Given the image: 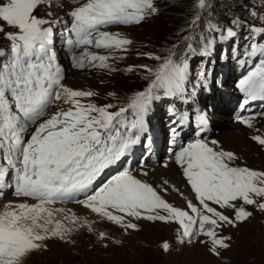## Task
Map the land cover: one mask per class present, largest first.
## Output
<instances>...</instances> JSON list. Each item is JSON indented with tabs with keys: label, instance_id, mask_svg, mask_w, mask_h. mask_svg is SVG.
Here are the masks:
<instances>
[{
	"label": "snow or ice",
	"instance_id": "snow-or-ice-1",
	"mask_svg": "<svg viewBox=\"0 0 264 264\" xmlns=\"http://www.w3.org/2000/svg\"><path fill=\"white\" fill-rule=\"evenodd\" d=\"M55 2L0 0V38L8 41L6 49H0V195L11 189L18 198L0 210V264H27L34 254L48 250L50 240L71 243L74 231L96 232L93 221L55 207L68 203L82 206L95 214V222L114 225L125 235L141 231L142 221L175 224L180 245L198 243L209 255L220 257L233 243L225 229L249 222L257 211L264 213V170L241 166L239 157L217 140L199 138L208 123L205 115L198 117V138L180 146L170 158L192 193L183 207L161 194L170 188L179 192L167 180L154 187L139 178L147 177V171L136 174L121 166L141 142L153 102L185 92L188 59L197 52L195 45L201 55H210L212 33H221L223 40L235 38L237 32L213 23L209 0H193L188 34L180 37L183 49L177 51L178 42L164 55L146 53L159 62L155 67L139 66L145 70L146 87L128 98L126 106L98 105L92 100L98 95L95 91L64 83L54 26H63V44L74 68L114 72L118 69L109 60L118 58L116 52L127 53L132 41L102 28L139 25L158 13L155 0H71L66 19L36 14L40 7L50 8ZM260 19L264 21V16ZM202 20L207 33L195 35ZM257 34L264 41V25L250 27V36ZM92 48L109 52L99 54ZM247 48L245 55L259 62L236 87L247 99H264V43L252 42ZM127 70L132 71V66ZM186 118L183 114L179 123ZM253 119L240 118L249 128L254 126ZM251 139L264 147V135ZM60 213L65 214L63 218H57ZM97 238L111 240L103 230ZM160 247L169 252L172 245L164 241Z\"/></svg>",
	"mask_w": 264,
	"mask_h": 264
},
{
	"label": "rangeland",
	"instance_id": "rangeland-1",
	"mask_svg": "<svg viewBox=\"0 0 264 264\" xmlns=\"http://www.w3.org/2000/svg\"><path fill=\"white\" fill-rule=\"evenodd\" d=\"M169 0H155V6L159 10L157 14L139 25H123V26H106L102 30L110 32H119L122 36L127 37L132 41V44L128 46L127 53L116 52V59H110L109 63L117 71L110 72L108 70H102L97 68H85L77 69L72 66L69 58V54L63 44L61 33L63 26L56 24L54 26L55 32V50L58 60L63 66L65 71L66 85L72 84L74 89L92 90L98 93L92 100L98 105L111 103L119 106H126L128 98H130L135 92L142 90L147 81L143 79L146 75L145 70L140 65H148L149 67H155L159 62L151 59L146 53H153L157 55H164L172 48L173 45L180 43V47L177 49L180 52L183 49V43L180 42L182 35H187L189 31V22L193 18V0H188L191 4V17L187 23L181 27L176 28L175 34L168 36L165 40L160 41L159 44L151 42L153 35L163 32V28L160 26V20L165 14L164 4ZM211 4L210 18L213 23L217 24L222 30L227 27L233 28L234 31L239 30L238 34L241 38H244V45L240 52L235 48L231 49V53L242 55L244 58L245 51L248 50L247 46L252 42L264 43V41L256 40L259 36H250V27L264 25V21L260 19L264 16V0H209ZM64 4H67L64 6ZM47 6V5H45ZM40 7L36 14L38 16H45L48 19L67 18L66 11L72 6L71 0H56L52 7L45 8ZM64 8V9H63ZM51 12V16H47V13ZM255 13V15H253ZM167 15V14H166ZM165 15V16H166ZM208 16V13H205ZM221 18L225 20L221 22ZM238 20V25L232 23L233 20ZM163 21V19H162ZM220 21V23H219ZM205 20L200 22V26L196 28L195 35H199L201 31L206 30L204 26ZM203 29V30H202ZM12 30V29H8ZM173 34V33H172ZM218 36L214 40L212 54L218 50L216 47L224 46L228 49L229 39H220L221 33L217 32ZM172 36V37H171ZM170 41V42H168ZM8 41L0 38V49H6ZM80 50L77 49V52ZM91 51L98 52L99 54L107 55L109 50L107 49H95ZM224 54V53H223ZM198 55H201L198 52ZM206 55H201V57ZM219 57V53L217 55ZM228 57V54H224ZM123 57V58H119ZM207 57V56H206ZM211 59H218L217 57H211ZM201 64H197L199 66ZM129 66H132L133 70L128 71ZM191 67H189L190 69ZM115 93L114 96L108 95V93ZM126 103L121 105L124 100ZM160 100L154 101L147 118L152 115V111L156 110L160 105ZM162 103V102H160ZM158 109V108H157ZM166 109H173L170 104H167ZM115 110V109H113ZM180 112V110L178 111ZM226 120H218L217 124L213 126V132L209 135L207 140L214 139L223 129V124ZM225 130L228 131L227 125H224ZM227 127V129H226ZM217 129V131L215 130ZM242 149V155L239 156L237 163L241 166H247L256 170H264V150L258 148L255 154H251L244 147ZM244 151V152H243ZM257 153V154H256ZM249 154V155H248ZM170 157L171 155L165 154ZM165 155H163L158 163L146 164L144 167H137L134 171L140 172V170H147L148 173H152V170L166 169L163 162ZM262 155V156H261ZM245 156L246 158H244ZM249 157V158H248ZM158 158V159H159ZM162 161V162H161ZM254 161V162H253ZM175 166V165H174ZM146 167V168H145ZM151 167V169L149 168ZM180 178L183 180V186L187 187V191L184 187L181 191H185L183 196L180 192H177L170 188L168 193H161L165 199L175 206L183 207L185 205V197L192 199V193L186 181L181 175L180 170L177 171ZM179 183L182 184L181 181ZM155 182V187L158 185ZM188 192V195L186 194ZM185 194V195H184ZM11 196V195H9ZM7 196L6 198H10ZM14 199H17L15 197ZM4 200H0V210H2V204ZM68 205L76 206L71 209L77 216L82 219L93 221V227L96 232H89L88 230L82 234L76 236V231L71 234V240L74 242H62L59 240L48 241V250L42 253L34 254L27 264H264V213L255 212L254 217L247 223L240 224L237 228L228 227L225 229L224 234L231 235L233 237L232 246L222 252L220 257H214L208 254L205 248L198 243H194L190 246L180 245L176 241L175 224H164L162 222H140L141 231L132 232L130 235H125L118 227L108 223H98L96 221L95 214L85 212L83 209L78 208L77 204L68 203ZM70 209V208H66ZM75 209H78L76 211ZM79 213V214H77ZM64 216V213H60ZM106 225V226H105ZM106 231L111 237L110 241H100L97 238L98 231ZM75 233V234H74ZM123 241L122 244L117 245L114 241ZM168 241L172 248L169 252H164L160 245ZM104 243H108V247H104Z\"/></svg>",
	"mask_w": 264,
	"mask_h": 264
},
{
	"label": "bare ground",
	"instance_id": "bare-ground-1",
	"mask_svg": "<svg viewBox=\"0 0 264 264\" xmlns=\"http://www.w3.org/2000/svg\"><path fill=\"white\" fill-rule=\"evenodd\" d=\"M65 5H67V4H64L63 7H65ZM45 8L48 9L47 6H45ZM67 86L73 88L72 84H68ZM253 108H254V113L250 114V116H249V117H254V119H253V125L254 126L252 128H249L248 126L241 123V120L233 121L232 118L226 117L225 118L226 122H225V124L222 125L224 130L219 132L218 135L216 137H214V139L219 142L220 147H222L226 151L234 152L238 157L243 154L242 149H241L243 147L246 150H248V152L251 154H253V153L255 154V152L258 148H260L261 150H264V147L260 146L257 142H255L251 139V137L253 135H256V134L264 135V105L253 106ZM177 114L179 117V121L182 118L183 114H186V116H187L186 119H188V113L183 111V110H180V112H177ZM179 121H178V124H180ZM224 125L229 126L228 129L226 127V129L228 131L225 130ZM199 129L200 128H198V132H199ZM179 134L180 133L178 132V134L176 136H174V138H173L174 142H177ZM211 134L212 133H210L207 129H205V131L203 133H200L199 138H201L202 136L211 135ZM263 153H264V151H263ZM131 154H132V157L134 158L136 156V151L132 150ZM243 157L246 158L245 156H243ZM170 158H171V156L168 157L165 155L163 164H164V166H165V164H167L168 166L165 167L166 169H164V170H158V171H160V173H157V171L153 169L152 173H148L147 177L140 175L139 178L147 180L149 183L153 184L154 187H155V182H157L158 184H161L165 180H167L169 182V185H174L175 188L179 189V192H180L181 188L184 187L183 186L184 183H183V180L180 178L179 173L177 172L179 168L174 164V162H172V160ZM149 168L151 169V167H149ZM145 171H147V170H145ZM136 174H139V172H136ZM179 181H181L182 184L179 183ZM184 189L187 191V187H184ZM184 192L185 191H183V192L181 191L180 193H184ZM186 194L188 195V192ZM4 196H5V192H4L3 197ZM9 197H11V196H9ZM0 200H3V198ZM17 200L18 199H14V198L4 199L1 209H3L4 205L7 204L9 201H17ZM30 202H32V201H30ZM55 207H64V208L73 209L76 206H72V205H68V204H57ZM78 208L83 209L85 212H89V210L84 209L80 205H78ZM75 210L78 211V209H75ZM77 214H79V213H77ZM57 218H63V216L61 214H58ZM83 229L85 231H87V228H81L78 231H76V236L79 234H82L84 232Z\"/></svg>",
	"mask_w": 264,
	"mask_h": 264
},
{
	"label": "trees",
	"instance_id": "trees-1",
	"mask_svg": "<svg viewBox=\"0 0 264 264\" xmlns=\"http://www.w3.org/2000/svg\"><path fill=\"white\" fill-rule=\"evenodd\" d=\"M187 1L188 0H169L164 4L165 14H163V16L159 18L161 19L160 26L164 31L161 32V35L159 33L153 35V39L151 40L152 43L159 44L160 41L165 40L168 36H173L175 34L176 28L181 27L187 23V21L191 17V4ZM224 21L225 20L221 18V22L223 23ZM124 98L125 97H122L121 99L124 100ZM125 103L126 99L120 104L124 105Z\"/></svg>",
	"mask_w": 264,
	"mask_h": 264
}]
</instances>
